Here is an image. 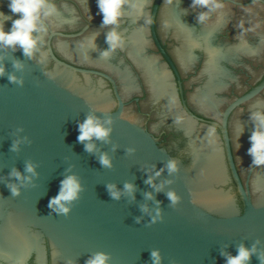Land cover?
<instances>
[{
	"label": "water",
	"instance_id": "obj_1",
	"mask_svg": "<svg viewBox=\"0 0 264 264\" xmlns=\"http://www.w3.org/2000/svg\"><path fill=\"white\" fill-rule=\"evenodd\" d=\"M55 2L61 16L49 22L43 63L19 49L0 53V149L12 172L31 177L16 180L52 263L86 264L105 252L111 264H153L159 250L161 264H225L222 253L243 244L256 245L250 264H262L264 167H251L247 149L250 112L264 99V0H226L205 24L192 0H150L144 16L130 10L122 19L125 43L110 58L100 56L111 26L101 24L96 0ZM7 4L0 0V11L9 13ZM91 35L95 47L82 49ZM89 115L112 119L109 140L91 141L93 152L77 139ZM103 153L112 167L99 162ZM173 158L180 169L170 174ZM29 163L35 174L25 171ZM70 174L84 191L58 215L48 202ZM150 175L160 191L146 182ZM108 184L122 191L119 199ZM157 209L162 218L152 222Z\"/></svg>",
	"mask_w": 264,
	"mask_h": 264
},
{
	"label": "clouds",
	"instance_id": "obj_2",
	"mask_svg": "<svg viewBox=\"0 0 264 264\" xmlns=\"http://www.w3.org/2000/svg\"><path fill=\"white\" fill-rule=\"evenodd\" d=\"M169 4L176 3L177 0H167ZM150 0H96L98 13L102 15L101 24L105 27H110L106 35V42L109 45L107 49L101 51L100 56L110 58L117 50L123 48L125 37L119 31V25L122 19L129 11H134L140 16L145 15V10ZM193 8H200L202 11L197 13L196 20L199 24H205L213 19V15L226 7V0H192ZM7 7L9 13L0 11V53L5 50H21L23 54L29 58H34L39 54V62L43 63L46 60V53L41 45L46 44L45 34L49 32V22L54 17L61 16L60 10L55 0H8ZM74 10V9H73ZM78 19V18H77ZM11 22L10 27H5L6 22ZM76 20H63V23H75ZM240 27L242 31H249L244 28L243 22ZM82 49L95 47V35L88 36L80 42ZM5 56L0 54V76L6 74V66L3 63ZM17 70H22L24 65L20 61H15L13 65ZM8 79L14 83L22 84L23 81L16 75L8 76ZM257 109L250 112V119L253 122L251 135L248 137L250 147L247 149L248 155L251 157V167H264V99L256 101ZM245 109L241 105L240 111ZM112 124V119L102 120L95 115H89L83 122L78 125L79 135L77 139L85 143V149L88 152H93L96 145L91 142L93 140H109L112 133V128L108 125ZM239 131L242 132V129ZM19 142L13 145V150L18 147ZM238 146V145H237ZM129 153L135 152V148L127 149ZM99 162L104 167H112V159L107 153H103L99 157ZM167 171L176 173L180 169L179 162L176 159H170L166 165ZM25 171L35 174V166L31 163L26 165ZM163 169L156 171L155 176H160ZM17 180L31 179L24 177L18 170L11 173ZM147 183L151 184L157 191L163 188V184L157 185L154 182V177L149 176ZM171 183V181H168ZM12 196L21 194V186L17 184L8 185ZM107 188L110 195L114 199H119L123 194L118 190L116 185L108 184ZM84 191V186L80 178L76 174L66 175L60 182L58 193L51 197L48 202V207L58 215H68L71 212V205L80 198ZM135 191V185L126 183L123 192L132 194ZM149 199L152 198V193L146 194ZM168 198L173 205L179 203L181 197L177 192L169 191ZM144 211H149L147 207ZM162 218L160 210H156V214L152 216V222H156ZM139 221V218H138ZM256 245L248 247L241 244L235 255L222 253L226 256L225 264H250L252 256L256 253ZM153 264H161L162 257L159 250H153L151 253ZM264 264V256L260 257ZM67 264H73L71 260ZM86 264H111V256L109 253L97 252L91 256Z\"/></svg>",
	"mask_w": 264,
	"mask_h": 264
},
{
	"label": "flooded vegetation",
	"instance_id": "obj_3",
	"mask_svg": "<svg viewBox=\"0 0 264 264\" xmlns=\"http://www.w3.org/2000/svg\"><path fill=\"white\" fill-rule=\"evenodd\" d=\"M65 32H75V31H78V29H67V30H64ZM58 55V54H57ZM60 58H63L61 57L60 55H58ZM64 59V58H63Z\"/></svg>",
	"mask_w": 264,
	"mask_h": 264
}]
</instances>
